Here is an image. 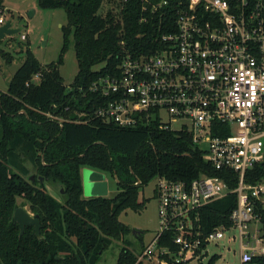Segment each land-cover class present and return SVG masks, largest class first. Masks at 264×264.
<instances>
[{"label": "trees", "instance_id": "16d2710c", "mask_svg": "<svg viewBox=\"0 0 264 264\" xmlns=\"http://www.w3.org/2000/svg\"><path fill=\"white\" fill-rule=\"evenodd\" d=\"M106 1L39 0L43 9L67 13L61 55L42 65L27 47L7 92L0 90V264H98L113 239L122 240L129 232L120 215L145 206L140 192L152 180L190 183L202 174L219 175L186 132L161 130L155 121L122 128L96 117L110 100L93 90L100 78L120 74L127 57H148L161 50V36L176 29L177 19V0L156 11L150 10L151 4L165 0H150L147 12L142 11L143 0H122L119 15L100 12ZM4 13L5 0H0ZM8 15L16 17L12 11ZM72 41L79 71L68 87L60 68ZM0 55L12 63L6 51L0 49ZM25 160L39 171L33 182ZM85 167L111 174L119 192L85 198ZM254 171L259 177L248 174L247 181L255 183L264 175V163ZM39 177L60 182L64 201L50 194ZM229 183L237 186L236 180ZM18 197L39 216L42 239L35 227H26L20 236L19 224L13 223ZM237 203V196L228 194L201 208L204 231L228 225ZM166 238L160 246L174 249ZM217 259L200 264H216ZM136 262L137 256L124 248L117 264ZM249 264H264V255Z\"/></svg>", "mask_w": 264, "mask_h": 264}, {"label": "built area", "instance_id": "2783aa9c", "mask_svg": "<svg viewBox=\"0 0 264 264\" xmlns=\"http://www.w3.org/2000/svg\"><path fill=\"white\" fill-rule=\"evenodd\" d=\"M143 2L147 12L150 0ZM176 10V29L161 36V50L125 58L120 74L93 88L110 99L96 117L122 128L155 121L161 130L186 132L219 174L190 183L157 178L160 229L136 264L208 263L210 244L233 230L240 264H249L264 255V175L247 181L264 163V0H177ZM228 194L238 200L230 223L206 233L199 210ZM163 238L174 249L160 246Z\"/></svg>", "mask_w": 264, "mask_h": 264}, {"label": "rangeland", "instance_id": "374dc122", "mask_svg": "<svg viewBox=\"0 0 264 264\" xmlns=\"http://www.w3.org/2000/svg\"><path fill=\"white\" fill-rule=\"evenodd\" d=\"M121 3L122 0H108L104 3L100 12L107 14L108 11H112L118 14L122 8ZM7 4L16 10L15 14L17 16L13 18L6 11L3 15L0 14V17L3 16L7 22L12 20L13 28L20 29V31L12 37L8 36L0 41V49L13 56L12 63L6 64L0 55V90L3 92H7L14 73L25 60L27 47L32 49L42 65L58 61L63 49L62 28L67 23V13H65L64 9H43L39 5V0H8ZM23 33L28 34V39L25 41L21 39ZM68 48L64 54L60 72L64 83L70 87L78 74L79 65L73 41ZM24 166L31 172L30 176L37 175L39 172L37 167L28 160L24 161ZM13 171L18 172V169H13ZM103 174L109 187L108 197H113L119 192V188L116 185L117 180L109 173ZM42 183L50 194L58 200L64 201L62 192L65 190L60 182L43 180ZM156 184L157 179L155 178L141 189L140 201L145 200L146 203L142 209L138 212L129 209L121 213L120 221L127 224L130 230L122 237V240L113 239L111 246L101 254L98 264H117L119 255L124 248L129 249L135 255H139L142 245H148L155 239L160 229V203L156 193ZM84 197H89V195H84ZM17 205L25 207L34 216L24 198L18 197ZM233 235L238 236V232L236 230L229 231L225 233L224 239L217 241V243H211L207 249L209 257L206 261L208 262L216 255L218 256L216 264H240V239L238 237L234 240L232 238ZM32 264L41 263L35 262Z\"/></svg>", "mask_w": 264, "mask_h": 264}, {"label": "water", "instance_id": "95a60500", "mask_svg": "<svg viewBox=\"0 0 264 264\" xmlns=\"http://www.w3.org/2000/svg\"><path fill=\"white\" fill-rule=\"evenodd\" d=\"M20 29L13 28L12 21L0 25V41L6 39L8 36L12 37L19 33ZM35 180V175L30 176V181ZM43 177H39L40 183L43 182ZM83 187L84 195L89 197H103L108 196L109 187L105 179V175L97 170L85 168L83 170ZM14 224L20 226V236L24 233L26 227H35L36 236L42 239L41 228L42 224L38 215H32L25 207L17 206L13 219ZM139 235V234H136Z\"/></svg>", "mask_w": 264, "mask_h": 264}, {"label": "crops", "instance_id": "0c3cea01", "mask_svg": "<svg viewBox=\"0 0 264 264\" xmlns=\"http://www.w3.org/2000/svg\"><path fill=\"white\" fill-rule=\"evenodd\" d=\"M7 2H8V0H5V12L7 11H12L13 12V14L14 15H16L17 16V14H15V12H16V10L15 9H13V7L11 6H9L8 4H7ZM6 20V19H5ZM12 21V20H11ZM6 22H7V20H6ZM143 246V245H142Z\"/></svg>", "mask_w": 264, "mask_h": 264}]
</instances>
